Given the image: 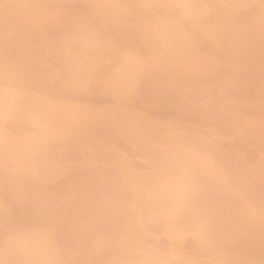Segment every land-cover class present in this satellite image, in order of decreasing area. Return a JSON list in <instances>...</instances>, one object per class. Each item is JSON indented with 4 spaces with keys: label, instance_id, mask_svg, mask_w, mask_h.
<instances>
[{
    "label": "bare ground",
    "instance_id": "1",
    "mask_svg": "<svg viewBox=\"0 0 264 264\" xmlns=\"http://www.w3.org/2000/svg\"><path fill=\"white\" fill-rule=\"evenodd\" d=\"M0 264H264V0H0Z\"/></svg>",
    "mask_w": 264,
    "mask_h": 264
}]
</instances>
